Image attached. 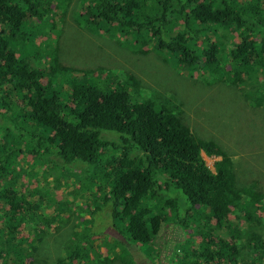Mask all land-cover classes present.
Wrapping results in <instances>:
<instances>
[{"label": "trees", "instance_id": "obj_1", "mask_svg": "<svg viewBox=\"0 0 264 264\" xmlns=\"http://www.w3.org/2000/svg\"><path fill=\"white\" fill-rule=\"evenodd\" d=\"M59 1L64 7L69 0ZM51 6L50 0H0V120L14 133L0 137V210L15 250L33 256L24 264H136L123 245L133 256L144 250L140 245L154 247L150 264H264L262 189L252 182L239 187L217 144L193 133L178 105L140 97L135 77H127L132 93L119 87L114 69L98 67L110 74L103 80L87 70L77 78L48 43L29 46L53 15ZM86 19L103 36L120 30L123 38L139 39V49L151 43L264 108V0H93ZM231 32L240 39L227 45ZM203 153L220 157L213 170ZM19 179L27 180L25 192ZM34 181L44 184L32 189ZM63 186L69 199L57 207L54 190ZM86 209L92 229L107 215L110 231L122 235L110 245L102 238L115 255L94 246L98 230L77 233L73 224L72 238L54 239L62 244L54 252L39 234V251L19 243L22 230L44 221L48 228L56 218L66 234V215Z\"/></svg>", "mask_w": 264, "mask_h": 264}, {"label": "rangeland", "instance_id": "obj_2", "mask_svg": "<svg viewBox=\"0 0 264 264\" xmlns=\"http://www.w3.org/2000/svg\"><path fill=\"white\" fill-rule=\"evenodd\" d=\"M50 1L53 15H49L46 19L47 22L40 24L39 30L34 33L33 42H29V46H36L42 42L48 43L59 64L75 69L76 71L73 74H77V78L84 76L83 74L87 70V75L103 80L105 77H109L110 74H99L98 67L101 68V72L114 69L115 77L118 76L120 79L119 87L132 93L134 92L133 87L127 85L130 81V79L127 80V77H135L138 81L136 88L140 90V97L152 96L159 103H166L169 106L178 105L181 109L179 114L182 122L188 125L193 133L202 137L203 140L212 139L218 148L232 159L239 187L240 184L245 186L252 182L264 192V108L253 107L250 96H246L248 99L246 101L242 94L227 82H220V80L215 81L216 83L211 82L204 71L200 74L196 69L189 70L184 65L183 67L178 65L175 56L163 52L162 49H154L151 43L139 49V39L128 36L123 38L120 30L116 33L114 31V35L110 36L108 34L103 36L102 30H93L86 19L87 7L93 0H69L64 7L59 0ZM60 4L62 7H60ZM177 24H179L178 30H181V22L179 21ZM230 34V39L226 40L227 45L234 44L240 39L237 34L233 32ZM205 36L215 39V34L212 32H207ZM148 38L150 39L149 34ZM147 50L148 52L145 53ZM43 56L48 58L45 53H43ZM40 68L45 69V66ZM205 79H207L209 85L204 81ZM41 82L44 83L43 79ZM249 87L250 89L254 88L250 85ZM53 89L57 88L53 87ZM261 90L254 91V93L258 95ZM63 93H66V91ZM63 100L67 102L65 97H63ZM257 100V97L252 98L254 103ZM13 116H15L14 113ZM10 124L5 119L4 121L0 120V137L3 133L9 136L14 134L9 129ZM219 159L203 155L205 164L211 170L214 167V162ZM44 169L45 164L41 165V170ZM26 183L27 180L25 179H19L18 181V184L23 188V192L28 190V188L24 189ZM43 184L42 181H34L33 184H30V188L35 189ZM49 187H52V185ZM54 194L56 199L54 204L57 207L62 200L64 202L69 199L68 190L64 186L58 191L54 190ZM0 216V238H4L5 235L1 231L3 228L1 222L5 220V217L2 215L1 210ZM66 216H68L66 217L68 223L66 227L64 226L67 231L66 234L59 229V222L56 218L48 222V228L45 227L46 221H44L36 229L28 227L22 230L19 234L21 239L19 243L23 246H36L39 251L40 242L36 237V234H39L44 238L42 243L54 252L62 245L61 242L53 243L54 239L62 241L69 236L72 238L73 235L71 234L72 231L69 230V226L73 224V231L77 233L85 228L90 231L98 230L96 235H100L101 239H96L93 242L94 246L105 249L110 255H115V252H112L109 246L101 245L102 241L105 240V235L109 236V239L113 242H115V236H117L110 230L104 234V229L110 225L107 215L100 219L101 222L95 223L97 227L93 229L91 225L94 223H89L90 217L87 209L81 211L78 215L74 213ZM194 225L196 226V223ZM163 229L171 230L172 226L164 225ZM46 231L49 233V238L45 233ZM193 240L196 242V237H193ZM9 243L11 242L9 241ZM123 246L134 258L132 249L129 246ZM140 246L144 250L140 248L142 252L138 255L143 256L149 262H140L135 257L137 263L150 264L155 261L154 257L157 255V250L150 245ZM4 249L7 250L4 251L7 257H0V262L3 264L30 263L33 259V256L21 253L18 249L15 250L13 246L9 247L5 244V240L1 239L0 250ZM12 257L16 258L18 262H12L10 260ZM164 259L165 257H162V260Z\"/></svg>", "mask_w": 264, "mask_h": 264}, {"label": "clouds", "instance_id": "obj_3", "mask_svg": "<svg viewBox=\"0 0 264 264\" xmlns=\"http://www.w3.org/2000/svg\"><path fill=\"white\" fill-rule=\"evenodd\" d=\"M68 104H69L70 106H76L75 103H74L73 101H68ZM1 225H2V227H3L2 222H1ZM111 227H112V226L109 225V226H107V229L110 230ZM1 231H2V233H4L5 237H4V238L1 237L0 240H1V239H4V240H5V244H6V245H9V247H10V246H11V247L14 246V242H13V240H9V239H8V234H7V232L5 231L4 227L2 228ZM114 234H115V233H114ZM117 236H121V237H122L121 234H120V235L118 234ZM9 241H10L12 244L9 243ZM104 243H106L107 245H110V244H113L114 242H113V240H111V239H109V238H107V237L105 236ZM139 249H140V248H139ZM3 251H7V250L4 249ZM140 252H142V251L140 250ZM140 252H138V253H140ZM138 253L134 256V259H135V257H136V258L139 259L140 262H145V263H146V262H149V260H146L143 256H139ZM135 260H136V259H135ZM117 264H118V263H117ZM136 264H138L137 261H136Z\"/></svg>", "mask_w": 264, "mask_h": 264}, {"label": "bare ground", "instance_id": "obj_4", "mask_svg": "<svg viewBox=\"0 0 264 264\" xmlns=\"http://www.w3.org/2000/svg\"><path fill=\"white\" fill-rule=\"evenodd\" d=\"M203 155L204 156H207V155H205L204 153L202 154V158H203ZM207 157H209V156H207ZM213 157H216V156H213ZM216 158H220V157H216ZM230 158V157H229ZM230 161H232V159L230 158ZM216 162V161H215ZM232 163H233V161H232ZM213 169H214V167H213ZM212 169V170H213ZM30 213V212H29ZM14 243H16L15 241H14ZM15 245V244H14ZM25 247L27 248L28 247V245H25Z\"/></svg>", "mask_w": 264, "mask_h": 264}]
</instances>
